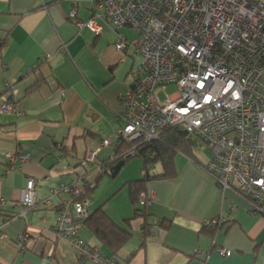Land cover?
<instances>
[{"label":"crops","instance_id":"0c3cea01","mask_svg":"<svg viewBox=\"0 0 264 264\" xmlns=\"http://www.w3.org/2000/svg\"><path fill=\"white\" fill-rule=\"evenodd\" d=\"M73 10L81 23L94 20L98 32L80 28ZM119 36L137 38L129 28L114 30L102 13L94 16L92 0H0V97L14 102L17 111H0V264H80L68 241L55 233L58 209L69 197L52 193L85 175L79 162L88 151H99L98 166L119 149L122 96L144 73L139 55L116 48ZM8 154L15 155L13 161ZM193 155L197 161L176 154L173 176L133 185L148 193L152 203L146 213L159 227L144 244L142 220L125 223L136 217L130 185L143 180L142 163L133 159L115 175L113 169L114 181L106 171L89 192L92 211L103 209L131 234L118 259L125 264H264V217L252 215L236 192L220 189L204 170L210 155L204 162ZM157 168L155 174H162L161 163ZM124 172V181L117 183ZM30 178L36 180L39 204L21 218ZM95 218L81 238L111 254L94 233ZM220 218L226 220L223 229L204 228ZM220 249L232 255L222 257Z\"/></svg>","mask_w":264,"mask_h":264},{"label":"built area","instance_id":"2783aa9c","mask_svg":"<svg viewBox=\"0 0 264 264\" xmlns=\"http://www.w3.org/2000/svg\"><path fill=\"white\" fill-rule=\"evenodd\" d=\"M95 1L114 30L130 27L137 34L134 41L119 36L116 48L131 49L145 69L122 96L123 125L116 139L131 146L124 156L171 129L200 138L212 153L207 173L223 191L235 190L250 213L264 217V0ZM79 26L98 32L94 21ZM170 86L176 87L173 95L167 93ZM0 98L1 112H17L14 102ZM98 152L88 151L79 162L84 176L52 193L69 197L58 209L55 233L68 241L81 264H115L81 238L93 215L86 192L101 173ZM36 195V180L30 178L19 217L37 208ZM139 201L149 204L145 194ZM218 253L232 255L228 249Z\"/></svg>","mask_w":264,"mask_h":264},{"label":"trees","instance_id":"16d2710c","mask_svg":"<svg viewBox=\"0 0 264 264\" xmlns=\"http://www.w3.org/2000/svg\"><path fill=\"white\" fill-rule=\"evenodd\" d=\"M100 3L98 1L92 0V10L94 12V16H99L100 13L105 18V12L104 9H99ZM72 17V16H71ZM75 23L79 26V24H84L79 22L78 20H75L73 18ZM106 19V18H105ZM94 21V20H92ZM80 27V26H79ZM81 28V27H80ZM132 30L130 27H125ZM116 30V29H115ZM121 30V29H120ZM118 31V30H116ZM116 46V45H115ZM144 73H145V69ZM143 73V74H144ZM142 76L138 77V80ZM136 81V82H137ZM135 82V83H136ZM134 83V84H135ZM193 138L196 140L202 141L200 138H197L195 136H189L187 134H184L179 129H171L167 130L162 133L159 140L154 141L152 143H148L143 145V148L141 150H137L132 156L128 155L126 159H123L127 155L124 156V153L128 152L131 149V146L126 143H121L118 141V147L119 149L115 153V155L112 157L109 162L102 164H98V167H101V173L97 174L94 179V188L87 190L86 197L89 198V192L94 190L96 188V185L100 182L103 175L106 173V171L111 168V171L114 169V167L119 164L120 162H124V164H127L128 162L132 161L135 158H143V180L136 181L131 183L130 185L132 187V201L135 206L136 210V217L130 220H126L125 223L129 224L131 221L135 220L136 218H140L142 220V238L143 241L142 244H144L147 240L148 234L152 228H156L158 230V226L156 225L157 222L155 219L151 218L150 215L146 213L147 207H149L152 203V200L150 199L148 193L143 190L142 188H135L133 185H140L148 181L150 178H166L169 176L174 175V158L176 154H183L187 156L190 160L197 161L194 159L193 150H192V144H193ZM203 142V141H202ZM205 144V143H204ZM206 146V145H205ZM208 148V147H207ZM209 149V148H208ZM210 151V149H209ZM130 152V151H129ZM211 153V151H210ZM212 158V153H211ZM97 160V158H96ZM211 160V159H210ZM210 162V161H209ZM208 162V163H209ZM160 164L162 165V174L156 175L155 173H150V167L154 164ZM208 165V164H207ZM205 166L204 170L206 171ZM107 169V170H105ZM87 172V171H86ZM92 170L90 169V173L87 174L91 175ZM207 172V171H206ZM217 184V183H216ZM218 185V184H217ZM221 189V188H220ZM145 194L147 199L149 200V204L141 205L140 204V195ZM239 195V194H238ZM92 210V209H91ZM92 217L87 221L86 224H88L91 220L95 218L93 222V229L94 233L99 237L102 242L106 243L111 250V254L105 253V251L98 248L105 259L113 261L115 264H125V262H121L119 258V251L131 238V234L119 227L118 225H114L112 220L107 217L103 209H98L95 212H93ZM252 214V213H251ZM253 215V214H252ZM221 219V218H220ZM220 219L218 220H211L206 222L204 225V228H213L215 231H219L220 229H223V227L226 225L225 223L220 224ZM97 248V247H96ZM77 256V255H76ZM78 257V256H77ZM78 260L80 262V259L78 257ZM81 264V263H80Z\"/></svg>","mask_w":264,"mask_h":264},{"label":"rangeland","instance_id":"374dc122","mask_svg":"<svg viewBox=\"0 0 264 264\" xmlns=\"http://www.w3.org/2000/svg\"><path fill=\"white\" fill-rule=\"evenodd\" d=\"M175 92H176V87H174V86L167 87V93L169 95H173ZM161 98L164 100L165 99V95L164 94H161ZM192 150H193L195 156L198 157L200 159V161H202V162H204L205 160H207V158H208L209 155L211 157V153L207 149V146H205V144L202 141L196 140L194 138H193ZM133 161L138 162V163H142V167H143V158L142 157L135 158ZM157 166H158V164L157 163H154L150 167V173L151 174H153V173H155V172L158 171V168L156 170V167ZM107 172H108L107 175H108V178L110 179V181H114L115 179H112L111 177H109V174H111V168H109L107 170ZM123 174H122L121 177H118L117 183H120V182H123L124 181V176L125 177L127 176V172H124ZM131 176H136V175H131ZM232 191L236 192L235 190H232Z\"/></svg>","mask_w":264,"mask_h":264},{"label":"water","instance_id":"95a60500","mask_svg":"<svg viewBox=\"0 0 264 264\" xmlns=\"http://www.w3.org/2000/svg\"><path fill=\"white\" fill-rule=\"evenodd\" d=\"M124 165V162H120L119 164H117L113 170V175L117 174L118 171L121 169V167Z\"/></svg>","mask_w":264,"mask_h":264}]
</instances>
